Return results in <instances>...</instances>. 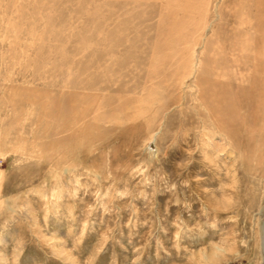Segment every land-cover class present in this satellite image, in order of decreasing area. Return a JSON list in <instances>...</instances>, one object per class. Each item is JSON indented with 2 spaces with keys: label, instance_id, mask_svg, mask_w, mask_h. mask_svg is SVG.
<instances>
[{
  "label": "rangeland",
  "instance_id": "374dc122",
  "mask_svg": "<svg viewBox=\"0 0 264 264\" xmlns=\"http://www.w3.org/2000/svg\"><path fill=\"white\" fill-rule=\"evenodd\" d=\"M0 264H264V0H0Z\"/></svg>",
  "mask_w": 264,
  "mask_h": 264
}]
</instances>
